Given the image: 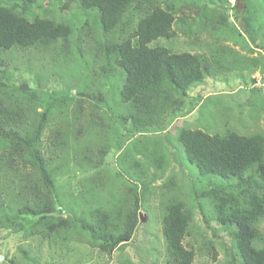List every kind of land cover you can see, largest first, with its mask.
<instances>
[{"label":"trees","instance_id":"16d2710c","mask_svg":"<svg viewBox=\"0 0 264 264\" xmlns=\"http://www.w3.org/2000/svg\"><path fill=\"white\" fill-rule=\"evenodd\" d=\"M43 1L0 0V172L17 174L0 178L14 191L7 192L12 194L7 204L0 194L6 235L52 239L59 247L78 237L108 254L122 248L138 229L144 193L163 178L161 169L178 164L173 151L162 148V138L177 129L188 161L209 180L189 188L179 164L182 175L172 172L159 185L169 194L159 213L167 264H193L204 252L217 258V245L229 255L226 264H264V130L240 133L244 116L234 104L200 115L202 99L188 100L190 88L206 76L236 66L260 67L251 56L258 44L233 42L226 31L228 5H241L236 18L251 35L248 40L256 41L251 0H64L62 11L72 4L78 10L70 19H58L51 1L41 9ZM177 34L195 36L194 48L151 45ZM31 50L51 70L36 71L28 62L23 66L32 79L16 82L22 68L11 54ZM261 68L264 80L263 63ZM115 88L119 101L112 96ZM87 101L99 119L91 117L85 132L78 128L72 135L58 125L44 141L56 114L75 105V115H81ZM118 125L152 138L138 147L150 163L130 183H120V175L106 169ZM121 141L115 144L119 149ZM134 166L140 167L139 160ZM71 173L80 175L74 185ZM101 187L107 190L103 196ZM227 237L229 244L221 240ZM19 252V262L11 264H40L33 249L20 246Z\"/></svg>","mask_w":264,"mask_h":264},{"label":"rangeland","instance_id":"374dc122","mask_svg":"<svg viewBox=\"0 0 264 264\" xmlns=\"http://www.w3.org/2000/svg\"><path fill=\"white\" fill-rule=\"evenodd\" d=\"M49 1L52 3V9L54 10L53 13L58 19H70V14L78 11L74 6L75 4H72L70 8L62 11L60 9V5L64 2V0H44L41 5V9H45L49 4ZM234 1L232 0L231 2L234 3ZM246 2L248 4L249 0L239 1V4ZM224 5L225 2L223 3V6ZM228 6V9H226V14L228 16L226 21V31L229 35H231L233 42H248L251 46L252 44H258V47L252 46L255 50L253 54H250L251 56L255 55L254 57L259 60L258 64L260 67L257 69L254 67L241 69L239 66H234V69H225L221 72L219 71L218 75L215 77L206 76L204 80L198 82L190 88V96L188 100L191 103L198 97L202 99V103L199 101V106L201 104V108L199 107L200 115L204 113L208 114L207 112H213V114L217 113L219 109L221 110L227 105L232 106V104H234V106H239L242 112V117L244 116V119H246L247 122L243 119V122H240V125H238L240 130L238 131L240 133L262 131L264 130V80L262 78L263 75H261V66L262 63L264 64V0H251L248 5L251 14L254 16L251 20V26L253 28V34L256 37L255 42L248 40L251 35L236 18L237 13H239V6L241 5L231 6V4H229ZM251 6L253 11L250 8ZM78 27H80V24H78ZM80 32L78 30V32L75 33L74 39L78 38ZM194 37L195 36L188 38L182 34H177L170 39L160 37L156 41L152 42L151 45H166L174 51L191 50L194 48V46L191 45V41ZM83 38L89 40L88 36L83 35ZM102 38L103 35L99 33V35H97V39ZM229 44L231 45L232 42H229ZM11 55L14 61H18L22 68L15 74L14 79L16 82L32 79L30 73L25 70L23 66L28 62L32 64L36 71L46 73L51 70V68L47 69L44 65L47 64V60L44 59L40 53L34 50L22 55L18 53ZM253 70H258V72ZM51 84L53 83L51 82ZM112 96L114 99L118 101L120 100V94L117 88L112 91ZM84 106V113L81 115H75V105H71L68 107L69 109H65L63 112L56 114L50 121V125L44 133V141H46V137L49 135L50 131L58 125H61L63 129L71 135L72 132L74 130H78V128L82 133L85 132V130L88 129L87 123H90L89 119H91V117L99 119V117L92 114V108L89 101L85 102ZM260 111H262L260 117L251 121L250 118L255 117ZM237 120L239 119L236 118L235 121ZM244 122H246V124ZM118 129L120 130L119 133L117 135L114 134L110 139L114 145L109 149L106 156V169L107 172L113 176L119 174L121 179L120 183H130L131 180L135 179V176H143L142 171H144L147 167L145 164L150 163L149 159L143 158V154L139 153L138 149L140 146H144L145 143L152 142V138L148 135H138L136 133L134 134L133 132L126 131L121 125H118ZM205 129L210 133L215 132L210 128ZM124 134L125 136H123ZM159 135L163 136L165 134ZM177 135L178 131L176 129V131H171L167 138H162V148L168 147L169 150L173 151L174 155L178 159V164L176 166H169L168 164L161 169L163 171V173L161 171L163 178L158 177L157 180H153L154 184L144 193V209L141 210L140 224L132 241L124 244L122 248H118L111 254H108L101 252L98 248L91 247L86 240L78 237L70 240L67 245L59 247L58 245L51 243L53 242L52 239H49V241L46 239L41 240L37 236L26 238L22 233H17L15 235L10 233V235H6V230L0 227V264H11L9 262L11 259L19 262L21 254L19 252L20 246L23 249L28 247L29 249H33L34 252L32 255L37 258L40 257V264H117L120 260L123 262L128 259L133 260L136 264H167L166 244L162 233L159 213H161L162 204L167 200L169 194L163 192L159 185H161L164 179H167L172 172L179 171V164L183 165L185 169L184 172L188 177L189 185L187 183L184 184L188 185L189 188L195 182L199 184L200 181L202 182L204 179L206 182L209 180L208 177H200L197 167L188 161L184 152V146L178 140ZM120 140H122V149H119L115 145L120 143ZM159 149H161V147H159ZM151 155L153 156L154 152ZM135 160H139L140 167L134 166ZM151 169L153 172L154 169L152 167ZM152 172L149 171L148 175H151ZM179 174L182 175V171H179ZM16 175L17 174L15 172L10 171L0 172V178L3 180L7 178H14ZM71 177H73L71 179L72 185L80 179V175L78 173H71ZM66 178L67 177L65 176L60 179V182L63 185ZM102 189V187L98 189L100 192L99 195H102L107 191L106 189ZM182 189L184 192L187 188H183L182 186ZM7 192L11 193L14 191L0 184V194L6 204L11 202L10 198L12 196V194L7 195ZM64 212L65 211L62 210V214L66 215ZM196 219L199 220L200 216L197 215ZM202 228L209 237L212 236V231L210 229H206L203 225ZM221 240H223L226 244L230 243L229 237L221 238ZM29 244L32 247H30ZM143 248L145 253L141 252ZM216 248L218 251L217 258H212L213 254L210 252H204L203 255L199 256L193 264H226L229 260V255L227 256L225 249L220 245H217Z\"/></svg>","mask_w":264,"mask_h":264},{"label":"clouds","instance_id":"9594fccd","mask_svg":"<svg viewBox=\"0 0 264 264\" xmlns=\"http://www.w3.org/2000/svg\"><path fill=\"white\" fill-rule=\"evenodd\" d=\"M232 1V0H231ZM234 1V0H233Z\"/></svg>","mask_w":264,"mask_h":264}]
</instances>
